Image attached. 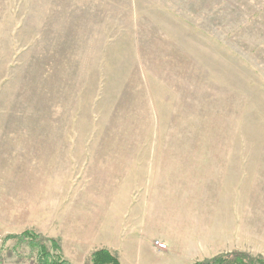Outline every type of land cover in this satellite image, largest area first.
<instances>
[{
	"label": "rangeland",
	"instance_id": "rangeland-1",
	"mask_svg": "<svg viewBox=\"0 0 264 264\" xmlns=\"http://www.w3.org/2000/svg\"><path fill=\"white\" fill-rule=\"evenodd\" d=\"M182 167L259 227L189 264L264 258V0H0V264H176L146 226Z\"/></svg>",
	"mask_w": 264,
	"mask_h": 264
},
{
	"label": "crops",
	"instance_id": "crops-1",
	"mask_svg": "<svg viewBox=\"0 0 264 264\" xmlns=\"http://www.w3.org/2000/svg\"><path fill=\"white\" fill-rule=\"evenodd\" d=\"M186 168L182 167L180 172L187 174V178L168 183V188L175 185L178 187L167 191L165 195L169 208L162 213L153 211L155 224L146 226L150 228L155 240L166 242L167 250L160 251L176 264H189L197 259L212 257L226 251L228 245L238 246L240 232L246 230L247 235L253 237L255 229L259 228L256 226L258 219L254 207L248 205L247 197L244 198V209L250 217L240 226L238 204L224 200L221 190L191 187L195 186L191 184L195 182V177L189 178L191 168ZM239 185L237 182V189ZM110 247L119 251L116 247ZM140 250L138 259L141 260L146 251L142 248Z\"/></svg>",
	"mask_w": 264,
	"mask_h": 264
},
{
	"label": "trees",
	"instance_id": "trees-1",
	"mask_svg": "<svg viewBox=\"0 0 264 264\" xmlns=\"http://www.w3.org/2000/svg\"><path fill=\"white\" fill-rule=\"evenodd\" d=\"M17 237V238H16ZM17 242L10 246V249H18L19 243L27 241L28 245L38 251L37 258L41 264H69L66 260H61L62 247L60 241L52 238L43 239L42 236H33L24 232L21 236H15ZM51 252V256L49 255ZM84 264H120L116 254L109 250H97L90 256ZM194 264H264V258L260 255H253L249 252L222 253L211 259L197 261Z\"/></svg>",
	"mask_w": 264,
	"mask_h": 264
},
{
	"label": "built area",
	"instance_id": "built-area-1",
	"mask_svg": "<svg viewBox=\"0 0 264 264\" xmlns=\"http://www.w3.org/2000/svg\"><path fill=\"white\" fill-rule=\"evenodd\" d=\"M160 246L163 247L162 244H160Z\"/></svg>",
	"mask_w": 264,
	"mask_h": 264
}]
</instances>
